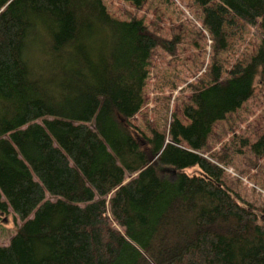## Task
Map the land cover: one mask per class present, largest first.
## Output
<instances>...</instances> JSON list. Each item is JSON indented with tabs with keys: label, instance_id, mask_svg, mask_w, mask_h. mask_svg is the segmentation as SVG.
<instances>
[{
	"label": "trees",
	"instance_id": "16d2710c",
	"mask_svg": "<svg viewBox=\"0 0 264 264\" xmlns=\"http://www.w3.org/2000/svg\"><path fill=\"white\" fill-rule=\"evenodd\" d=\"M192 2L214 52L235 19L263 37L226 77L211 67L186 123L172 114L145 137L128 120L152 49L170 41L101 0H0V213L22 221L0 264H264V218L199 153L264 73V0ZM249 150L264 156V130ZM192 166L205 176L183 172Z\"/></svg>",
	"mask_w": 264,
	"mask_h": 264
},
{
	"label": "rangeland",
	"instance_id": "374dc122",
	"mask_svg": "<svg viewBox=\"0 0 264 264\" xmlns=\"http://www.w3.org/2000/svg\"><path fill=\"white\" fill-rule=\"evenodd\" d=\"M101 1L109 16L118 20L140 19L148 31L171 42L170 50L152 49L141 91L142 104L128 120L145 137L150 136L152 129L165 131L172 114L186 123L181 110L189 103L193 90L209 82L211 67L218 65L221 78L226 77L235 62L248 61L263 37L256 25L235 19L234 24L223 27L225 47L214 52V41L202 27L201 11L192 0H141L139 6L131 0ZM263 130L264 73L254 79L252 95L212 125L199 152L221 169V181L235 194L236 201L252 205L260 220L264 218V156H254L249 144ZM155 169L171 178L168 167L156 165ZM183 172L205 176L197 166ZM45 197L54 199L48 194ZM21 223L9 208L0 213V245L8 243Z\"/></svg>",
	"mask_w": 264,
	"mask_h": 264
},
{
	"label": "water",
	"instance_id": "95a60500",
	"mask_svg": "<svg viewBox=\"0 0 264 264\" xmlns=\"http://www.w3.org/2000/svg\"><path fill=\"white\" fill-rule=\"evenodd\" d=\"M156 156H157V154H156ZM148 164H150V163H148ZM148 164H147V165H148ZM125 181H126V180H125ZM123 183H124V182H123ZM123 183H121V184H123Z\"/></svg>",
	"mask_w": 264,
	"mask_h": 264
}]
</instances>
